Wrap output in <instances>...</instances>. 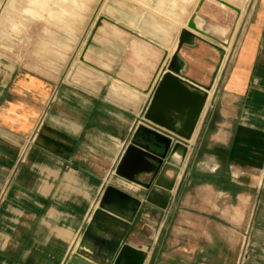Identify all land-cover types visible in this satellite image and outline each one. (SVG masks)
<instances>
[{
	"label": "crops",
	"instance_id": "1",
	"mask_svg": "<svg viewBox=\"0 0 264 264\" xmlns=\"http://www.w3.org/2000/svg\"><path fill=\"white\" fill-rule=\"evenodd\" d=\"M199 2L0 0V264H108L81 242L108 184L151 190L150 161L123 160L136 127L186 140L144 117L183 29L182 76L209 96L169 204L109 219L144 264H264V0L230 62L229 14L194 25Z\"/></svg>",
	"mask_w": 264,
	"mask_h": 264
},
{
	"label": "water",
	"instance_id": "2",
	"mask_svg": "<svg viewBox=\"0 0 264 264\" xmlns=\"http://www.w3.org/2000/svg\"><path fill=\"white\" fill-rule=\"evenodd\" d=\"M194 37L195 34L188 29L182 30L177 48L157 81L151 101L144 112L146 119L165 126L186 140L192 139L209 96L207 89L189 82L181 73L179 48L185 43H191ZM185 141L144 123L138 124L123 160L131 159L138 163L150 161L148 172L153 174V179L146 186L151 190L142 199L115 184H108L85 229L82 245L87 244L94 249L100 247L108 264L145 263L149 252L124 241L125 234L114 230L109 218L130 226L145 203H155L167 208L169 196L159 193L158 187L166 192L174 189L189 152V144ZM118 171L121 173V170ZM168 171L171 173L167 174ZM164 178L166 182L163 181ZM100 214L107 217H100ZM107 229L116 233H104Z\"/></svg>",
	"mask_w": 264,
	"mask_h": 264
},
{
	"label": "rangeland",
	"instance_id": "3",
	"mask_svg": "<svg viewBox=\"0 0 264 264\" xmlns=\"http://www.w3.org/2000/svg\"><path fill=\"white\" fill-rule=\"evenodd\" d=\"M217 4L215 2H212L210 0H200L199 4L196 7L195 14L191 16L190 21L196 25L195 22V16L197 13L200 11L206 12L208 14H220V13H228V19H229V32L226 37L221 39L220 41H227L229 40L232 36V32L235 29V36H234V42H233V48L231 53L229 54L227 58V62H230L231 59L234 57L235 54V47L237 46V41L239 39L238 36V30L241 27L243 18L245 17L246 13L250 9L253 0H236L238 2L245 1V13H242L241 7L238 5H234L232 2H223L222 0H216ZM55 7V5H54ZM42 12L43 13H53V0H50L49 3H46L45 0H42ZM234 35V34H233ZM179 42V41H178ZM178 45V44H177ZM225 51L224 48L222 47V54H221V60L224 59Z\"/></svg>",
	"mask_w": 264,
	"mask_h": 264
},
{
	"label": "built area",
	"instance_id": "4",
	"mask_svg": "<svg viewBox=\"0 0 264 264\" xmlns=\"http://www.w3.org/2000/svg\"><path fill=\"white\" fill-rule=\"evenodd\" d=\"M43 116H44V114H43ZM36 133H37V132H35V133L33 134V136L31 137V140H34V139H35V137H36ZM244 246H245V250H246V249L248 248V246H249V239H246V240H245Z\"/></svg>",
	"mask_w": 264,
	"mask_h": 264
}]
</instances>
